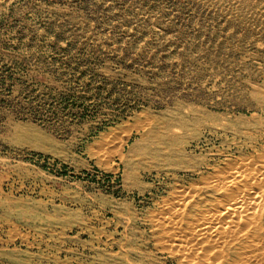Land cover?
I'll return each instance as SVG.
<instances>
[{
    "label": "rangeland",
    "instance_id": "rangeland-1",
    "mask_svg": "<svg viewBox=\"0 0 264 264\" xmlns=\"http://www.w3.org/2000/svg\"><path fill=\"white\" fill-rule=\"evenodd\" d=\"M261 149L264 0H0V264H188L168 212Z\"/></svg>",
    "mask_w": 264,
    "mask_h": 264
},
{
    "label": "bare ground",
    "instance_id": "bare-ground-1",
    "mask_svg": "<svg viewBox=\"0 0 264 264\" xmlns=\"http://www.w3.org/2000/svg\"><path fill=\"white\" fill-rule=\"evenodd\" d=\"M257 153L216 167L211 177L203 173L182 208L168 212L167 238L177 239L188 264H264V153Z\"/></svg>",
    "mask_w": 264,
    "mask_h": 264
}]
</instances>
